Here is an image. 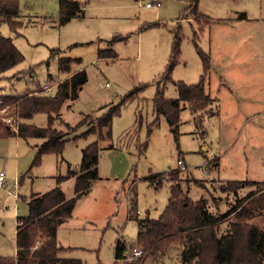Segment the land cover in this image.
Returning a JSON list of instances; mask_svg holds the SVG:
<instances>
[{"label": "rangeland", "instance_id": "obj_1", "mask_svg": "<svg viewBox=\"0 0 264 264\" xmlns=\"http://www.w3.org/2000/svg\"><path fill=\"white\" fill-rule=\"evenodd\" d=\"M73 1L85 8L82 20L60 25L59 0H19L22 27L17 32L6 24L0 28L24 56L0 78V94H38L45 85L55 92L73 73L85 70L88 75L78 99L67 101L54 121L53 127L69 138L62 154H44L34 166L36 145L43 140L0 139V173L5 175L0 185V255L16 256L17 217L28 215L33 195L61 186L68 199L76 196L75 178L61 184L57 178L79 170L83 150L98 137H74L133 92L114 118L111 139L100 140L99 180L77 201L72 219L58 229L59 244L70 248L60 258L114 264L118 242L127 250L139 246L140 224L130 219V212L139 220L159 219L169 203L167 179L174 171L180 172L191 200L216 198L221 213L253 190L264 192V0ZM148 3L161 6L148 8ZM241 14L247 18L241 20ZM179 35L181 53L171 80L165 79ZM109 50L116 60L100 58ZM199 50L210 58L206 91L216 100L204 111L182 103L174 130L154 100L160 91L177 99L179 82H200L204 65ZM60 57L73 59L70 73L60 70ZM141 85L147 86L138 89ZM87 115L92 118L75 130ZM30 123L45 127L47 115ZM228 181L250 184L239 190L237 199L219 190ZM159 182L163 185L156 189ZM252 223L264 233V214ZM159 264L182 263L171 253Z\"/></svg>", "mask_w": 264, "mask_h": 264}, {"label": "trees", "instance_id": "obj_2", "mask_svg": "<svg viewBox=\"0 0 264 264\" xmlns=\"http://www.w3.org/2000/svg\"><path fill=\"white\" fill-rule=\"evenodd\" d=\"M84 7L73 0H59V24L69 23L75 18L84 16ZM247 17L240 15L241 20ZM20 21L19 0H0V28L6 24L12 31L17 32L22 26ZM121 39L114 37L113 40ZM180 35L171 54L169 66L163 78L171 80V74L177 63L181 50ZM101 52L100 58L117 59L113 50ZM56 52V51H54ZM61 50L57 53L61 54ZM203 59L204 74L196 85L177 83L179 97L169 99L160 91L154 100L158 113L164 115L174 130L180 123L182 103H188L193 111H204L214 102L206 91L207 76L210 71V58L207 54L198 51ZM24 60L23 54L15 46L13 40L0 33V78L9 70L19 65ZM73 59L60 57V70L66 73L71 71ZM88 75L85 70L77 72L67 80L57 85L53 95L42 93L27 95H2L0 94V110L7 108L8 116L13 118L11 124L4 122L0 115V139L16 136L26 141L39 139L43 142L38 146L37 155L33 165H38L44 154H62L69 140L68 135L62 133L54 126V121L60 118L62 107L67 101H75L79 97L81 88L87 83ZM141 85L138 89H144ZM137 89V90H138ZM130 93L118 105L113 106L103 116L93 119L92 128L74 137H87L96 135L97 141L88 145L83 150L82 164L77 169H70L67 176L58 177V183L75 178L76 196L68 199L61 186L42 195H33L28 202V215L17 217L16 256L6 257L0 255V264H81L79 261L62 259L60 253L70 248L62 247L57 239L59 227L72 219L77 201L87 195L94 183L99 180L98 164L100 158V140L111 139L114 118L121 112L125 100L133 98ZM136 95V94H135ZM47 115L45 127L30 123L35 116ZM87 115L76 127L77 130L85 123ZM15 128L16 131H15ZM111 146V145H110ZM154 180V179H152ZM171 182L170 199L159 219L139 220L140 234L139 246L145 248L146 254L140 259L125 260L126 246L118 242L114 264L123 261L125 264H159L164 257L177 253L182 264H264V233L252 223L259 214H264L263 188L251 191L244 197L239 190L250 183L241 181H228L221 184L219 190L230 194L234 193L237 199L235 205L221 213L216 198L194 202L183 191L179 171L169 174L167 179ZM153 183V181H151ZM257 184L259 183H254ZM162 182L156 185L161 188ZM258 192V195L242 203ZM132 210H136L135 208ZM223 225H226L223 228ZM40 245L34 249V245ZM158 262V263H157Z\"/></svg>", "mask_w": 264, "mask_h": 264}, {"label": "built area", "instance_id": "obj_3", "mask_svg": "<svg viewBox=\"0 0 264 264\" xmlns=\"http://www.w3.org/2000/svg\"><path fill=\"white\" fill-rule=\"evenodd\" d=\"M146 6L148 8L160 7L161 4L158 3L156 5H153V4L148 3ZM41 93L46 94V95H53L55 92L53 91V89L51 87H49L48 85H45L44 87H42ZM0 115H2L4 122H6L7 124L12 123L13 118L8 116V109L7 108L0 110ZM179 165H183V162L181 160L179 161ZM4 178H5L4 173H0V185H3ZM39 245H40V242H37L33 248L36 249ZM145 254H146L145 248L140 247V246H135L128 253L125 254L124 259L125 260L126 259L127 260L140 259Z\"/></svg>", "mask_w": 264, "mask_h": 264}, {"label": "crops", "instance_id": "obj_4", "mask_svg": "<svg viewBox=\"0 0 264 264\" xmlns=\"http://www.w3.org/2000/svg\"><path fill=\"white\" fill-rule=\"evenodd\" d=\"M83 9L85 10V8H83ZM84 14H85V12H84ZM84 16H85V15H84ZM84 16H83V18H84ZM81 20H82V18H81ZM71 59H72V58H71ZM73 62H74V61H73ZM71 71H72V66H71ZM71 71H70V72H71ZM70 72H69V73H70ZM79 72H81V71H79ZM75 73H77V72H75ZM75 73H73L72 75H74ZM72 75H71V76H72ZM71 76H70V77H71ZM62 82H63V81H62ZM36 147H38V146L36 145ZM64 224H65V223H64ZM64 224H62V225H64ZM62 225H61V226H62ZM61 226H60V227H61ZM60 227H59V228H60ZM16 234H17V231H16ZM62 247H64V246H62ZM65 248H66V247H65Z\"/></svg>", "mask_w": 264, "mask_h": 264}]
</instances>
